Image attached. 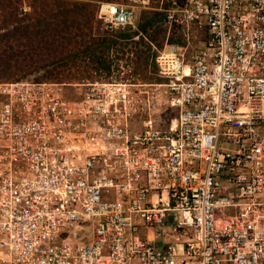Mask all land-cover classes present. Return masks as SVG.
<instances>
[{
    "label": "built area",
    "instance_id": "built-area-1",
    "mask_svg": "<svg viewBox=\"0 0 264 264\" xmlns=\"http://www.w3.org/2000/svg\"><path fill=\"white\" fill-rule=\"evenodd\" d=\"M157 1L168 122L108 81L0 84V264H264V0Z\"/></svg>",
    "mask_w": 264,
    "mask_h": 264
},
{
    "label": "rangeland",
    "instance_id": "rangeland-1",
    "mask_svg": "<svg viewBox=\"0 0 264 264\" xmlns=\"http://www.w3.org/2000/svg\"><path fill=\"white\" fill-rule=\"evenodd\" d=\"M40 2L47 4L43 6ZM101 2L128 5V0H17L15 22L5 26L0 18V35L11 28H16L19 32L25 29L38 32L39 25L46 22L54 26L67 20L73 28L63 32L60 37L65 40L62 42L68 44L70 37L82 34L84 44L75 50L64 44L63 53L56 51L48 55L42 52L40 55H31L22 41L15 58L7 57L10 54L1 49L0 59L8 61L14 68L3 70L0 66V84L20 80L49 83L58 85L57 89L64 96H72L79 85L108 81L117 84V91L127 93L124 105L133 123L168 122L175 117V111L168 106L161 86L163 82L157 76L153 64L155 50H158L165 36L154 15V9L160 6L159 2L150 0L147 9H140L138 21L126 32L105 30L94 20V10ZM39 12H44L45 15H40ZM150 20L151 25L146 26V22ZM33 41L38 46V40ZM85 47L86 52L80 54L79 51ZM98 47L105 48L101 52L103 55L90 53ZM52 49L55 50L54 47ZM1 60L0 63H4ZM101 63L108 68H99ZM59 64H65L66 67L56 69Z\"/></svg>",
    "mask_w": 264,
    "mask_h": 264
},
{
    "label": "trees",
    "instance_id": "trees-1",
    "mask_svg": "<svg viewBox=\"0 0 264 264\" xmlns=\"http://www.w3.org/2000/svg\"><path fill=\"white\" fill-rule=\"evenodd\" d=\"M40 3H42L43 6H45L44 4L46 2H40ZM17 9H18L17 0H0V18L2 20L1 23L4 24L5 26H8L11 23H14L15 22V16L17 14ZM40 9H39V11H42ZM95 11H96V8L94 10L93 17L95 15ZM39 14L45 15L44 12H39ZM85 15H87V14H85ZM154 15L156 16L155 17L156 22H159L160 14L155 12ZM138 17H139V14H138ZM86 19H87V16H86ZM94 20H95V18H94ZM137 21H138V19H137ZM146 23H147L146 26H148V25H151L152 22L150 20ZM68 28L71 29V28H73V26H71L70 22H68L67 20H63L54 26L52 25V23H49V22H46L41 26L39 25L38 32H36V31L33 32L32 30H26V29L23 30V32H19L16 28H13V29L11 28L10 30L6 29L5 34L0 35V50L1 49L7 50L6 53L10 54V56L7 55V57L14 56L13 58H15L19 54V50H17V49L19 48L20 42L24 41L25 42L24 47L27 49L28 53L31 55H40V52H42L45 55L53 54V52L56 53V51L63 53V50L65 49V48H63L65 41L64 42H62V41L65 39H63L60 36L62 34H64L63 32H66ZM130 29L131 28H126V29H123L121 31L126 32V31H129ZM140 29H141V32H144L143 28H140ZM121 31H117V32H121ZM81 36H83V35L79 34V35H74L73 37H70L69 38L70 42L68 44H65V45H69L70 49H72V50H75V48H80L81 45L84 44ZM75 38H77V40H75ZM34 39L38 40V42H37L38 46L34 43V41H33ZM161 45H160V47H161ZM53 47L55 50L52 49ZM87 47L82 48L79 51V53L84 54L87 50ZM96 49L97 50H91L90 53L96 52V54H98V53L101 54V52L105 48L101 49V47H98ZM76 53H78V52H76ZM101 55H103V53ZM154 55H155V53H154ZM153 59H154V56H153ZM2 62H4V63H0V66H2L1 68L3 70H8L11 67L14 68V66L9 65L8 61L3 60ZM65 67H66L65 64H59V65H57L56 69H62ZM99 68L107 69L108 66H105L103 63H101L99 65Z\"/></svg>",
    "mask_w": 264,
    "mask_h": 264
}]
</instances>
